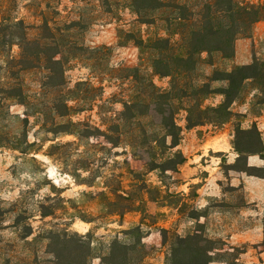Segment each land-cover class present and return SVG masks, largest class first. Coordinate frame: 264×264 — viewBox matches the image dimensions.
Wrapping results in <instances>:
<instances>
[{
	"label": "rangeland",
	"instance_id": "obj_1",
	"mask_svg": "<svg viewBox=\"0 0 264 264\" xmlns=\"http://www.w3.org/2000/svg\"><path fill=\"white\" fill-rule=\"evenodd\" d=\"M4 1H8L6 5L12 17L23 19L29 25H38L42 13L57 26L60 35L57 43L66 45L67 86L87 82L101 88L92 107L87 104L84 111L71 117L54 120L50 114H32L25 126L28 142L33 144L27 153L0 148V247L7 253L4 255H12L14 264L50 259L46 241H33L48 228L80 235L91 233L100 254L114 239L135 244L138 237L128 232L139 227L140 238L150 249L148 256L136 264L167 263L172 238L169 235L163 242L162 229L180 236L198 233L211 239L214 261L210 264H260L262 258L258 253L264 251V241L239 245L234 244L237 239L233 236L253 224H262L264 233V205L255 212L251 208L244 209L243 215L241 207L246 206V201L241 186H231L226 178L231 171H242L249 156L257 155L248 152L258 149L257 142L249 145L244 135L237 134V129L256 126L264 144V81L246 84L231 106L233 117L225 124L187 129V113L175 108L182 140L177 148L164 154L162 149L153 148L152 140L162 135L158 128L161 118L155 111L160 108L149 102L147 92L143 93L148 80L166 90L171 86V78L154 74L147 48L138 45L159 36L168 37L165 22L141 23L128 0H0V10ZM237 43L244 64L237 62ZM19 53V47L12 45L9 54L18 57ZM214 60L221 69L250 65L254 60L264 68V23L256 24L250 37L236 41L235 54L230 61L220 62L217 57ZM212 77L213 67L205 64L193 79L195 84L209 85L211 91L225 86V83L211 81ZM25 81L31 95L39 97L45 106L52 103L53 89L61 83L60 79L49 80L39 72L26 75ZM187 81H190L189 77L183 79L181 85L184 87ZM41 82L47 84L43 91H40ZM87 95L94 97L92 92ZM139 95L148 99L146 102L150 107L137 112L144 116L140 124L124 122L119 133L122 143L113 147L103 135L111 117L123 110L124 102ZM222 100L219 94H210L204 105L216 106ZM10 111L14 117L1 120L0 127L6 126L13 135L20 134L21 120L26 117L25 108L12 105ZM65 130L69 132H63ZM216 136L219 140L213 147L204 144ZM167 142L170 143V138ZM234 143L244 153L241 158ZM224 147L230 149L232 156L224 152ZM177 150L182 151L186 161L195 159L190 165L205 164V160L218 163L224 177L225 196L208 199V204L201 208L205 201L199 199L200 182L188 184L184 181L186 171L182 167L186 161L176 171L163 170L165 160ZM235 155L238 158H233ZM260 162L262 166L255 167L259 169L256 173L264 175L261 157ZM203 174L206 172L200 167L194 176L199 178ZM112 191L130 197L133 210L114 214L125 201L116 199V203L109 206L101 194L110 197ZM46 213L51 215L42 217ZM246 213H256L257 221L247 220ZM20 214L23 221L18 224ZM26 224L34 231L28 238L32 241L29 244L18 237ZM8 242L12 247H6ZM246 251L250 254L241 256ZM135 257L139 258L137 254ZM93 264H100V259L95 258Z\"/></svg>",
	"mask_w": 264,
	"mask_h": 264
},
{
	"label": "trees",
	"instance_id": "obj_2",
	"mask_svg": "<svg viewBox=\"0 0 264 264\" xmlns=\"http://www.w3.org/2000/svg\"><path fill=\"white\" fill-rule=\"evenodd\" d=\"M7 2L4 1L0 10V121L14 117L10 111L12 105L23 106L26 117L21 120L20 134L13 135L6 130V126L0 127V148L27 153L33 144L28 142L25 126L32 114H50L54 120L71 117L84 111L83 108L88 106L87 104L92 107V103L100 96L101 88L87 82H77L74 87L67 86L64 60L66 45L57 43L60 36L57 26L52 25L42 13L38 25H29L23 19L12 17L9 15ZM128 3L141 23L154 24L161 21L168 26V37L159 36L141 41L138 45L139 48H147L153 73L171 78V86L166 90L156 87L151 80L145 84L143 94L148 93L149 102L157 104L160 108L155 111L161 118L158 128L162 135L152 139L154 149H162L166 154L180 145L182 128L176 123L175 108L187 113V129L206 124H225L233 117L231 106L240 97L246 84L264 81V68L258 60H254L250 65H234L230 69H221L214 60V57H217L218 61L225 62L234 57L236 41L242 37H250L254 26L264 22V2L257 4L238 0H128ZM59 32L61 33L60 30ZM14 44L20 49L18 57L9 54ZM205 64L213 67V77L210 80L225 83L224 87L211 91L210 86L205 83L195 84L193 76ZM135 70L139 74V70ZM37 72L45 74V78L49 80H61V83L54 87L55 98L48 106L43 105L39 97L31 95L25 81L26 75ZM188 77L190 81L183 87L181 81ZM39 84L40 91L47 86L46 82ZM88 92H92L94 97H88ZM210 94H219L223 100L216 106H205L204 102ZM147 100L141 95L136 96L124 102L123 110L115 113L114 118L111 117V123L103 135L113 147H119L122 143V134L119 133L124 122L141 123L144 116L137 112L143 107H150ZM71 102L76 104L71 105ZM96 130L99 132V129ZM236 132L244 135L251 146L256 141L258 149L248 152L264 159V144L256 126L249 129L239 128ZM233 145L241 158L244 154L242 149L236 143ZM185 161L182 151H174L172 156L165 160L163 170L176 171ZM257 170L259 169L247 166V163L242 169L248 175L264 177L256 173ZM101 195L109 206L114 205L116 199L125 201V205L114 214L121 215L133 210L134 205L130 197L115 191L111 192L110 197L103 193ZM50 215L46 213L42 214V217ZM17 220L18 224L23 221V215L20 214ZM161 232L163 242L168 240L169 235L172 238L171 252L166 264H210L214 261L211 239L198 233L180 236L166 229ZM33 234V227L26 224L19 231L18 237L29 244L32 241H28V238ZM128 234L138 237L135 244H126L114 239L105 252L99 254L91 233L80 235L66 230L44 229L33 241H46L47 253L51 258L40 261L36 259L30 264H93L95 258L100 259V264H136L148 256L150 248L142 242L139 227L130 230ZM8 246L12 247V244L8 242L6 247ZM4 250L8 251L7 248ZM4 254L7 253H3L0 247V264H14L12 255Z\"/></svg>",
	"mask_w": 264,
	"mask_h": 264
},
{
	"label": "crops",
	"instance_id": "obj_3",
	"mask_svg": "<svg viewBox=\"0 0 264 264\" xmlns=\"http://www.w3.org/2000/svg\"><path fill=\"white\" fill-rule=\"evenodd\" d=\"M264 22L257 23L258 25L263 24ZM242 45V43H241ZM242 51H239L238 49V43H237V51H236V57L237 62L239 64H244V61L241 59ZM218 136L211 138L210 140H206L204 144H209V147H213L215 144L218 143ZM224 152H227L229 155L232 156V153L230 152V149L227 147H224ZM257 155L249 156L247 159V166L249 167H260L262 166L260 162V157ZM202 157V156H201ZM233 158H238L236 155ZM195 162V159H190L183 164V170L186 171L184 181L188 184L200 182V185L198 187V194L199 199H203L205 203L201 205V208L203 206H206L208 204V199H221L225 196V192L223 190L224 186V177L223 173L218 166V163H215L211 160H205V164H200L198 166L190 165ZM202 168L206 172V174H203V176L197 178L194 176L195 172L199 170V168ZM190 174V175H188ZM191 176V177H190ZM228 182H230V185L233 187H240L244 194V198L246 201V206L241 207V213L244 215V209H252V211H256L257 208H261V205H264V177H257V176H251L248 175L246 172L243 171H231L229 174V177L226 178ZM256 213H246L247 220H253L257 221L255 217ZM251 216V217H250ZM233 238L237 239L234 241V244H257L264 241V233L262 230V224L256 225L253 224L252 226L247 227L246 230H243L240 232V234H235ZM250 251L243 252L241 256L243 255H249ZM258 256L262 258V262L260 264H264V251L259 252Z\"/></svg>",
	"mask_w": 264,
	"mask_h": 264
}]
</instances>
